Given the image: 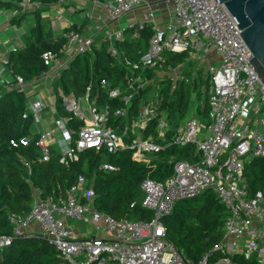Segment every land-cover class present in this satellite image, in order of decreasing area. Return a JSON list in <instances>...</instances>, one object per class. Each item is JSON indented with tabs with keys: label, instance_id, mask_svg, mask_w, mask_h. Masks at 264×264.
<instances>
[{
	"label": "built area",
	"instance_id": "built-area-1",
	"mask_svg": "<svg viewBox=\"0 0 264 264\" xmlns=\"http://www.w3.org/2000/svg\"><path fill=\"white\" fill-rule=\"evenodd\" d=\"M55 3L56 15L61 17L63 3ZM150 0H105L103 6L106 17L114 22L123 15L147 5ZM173 7L171 20L160 24L156 12L149 8L140 20L129 26L138 30L152 25L154 33L147 52L139 61L125 58L124 63L132 71H141L136 77L129 78L125 86L110 89L111 97H122L125 105L141 96L149 86L148 98L139 105V113L121 125H110V106L100 107L90 99V87L82 97H64L65 109L84 124L76 139L68 123V118L59 117L54 128L43 129L37 134L42 159L50 158L51 146L57 143L62 154V162L77 159L79 152L86 149L116 153L132 151L136 160H149V157L167 146H195L199 158L192 161L174 162V174L163 182L146 178L141 184L142 204L154 211L151 221L115 219L110 214L99 211L94 206L95 191L84 174L67 190L66 196L60 195L57 201L51 197L42 198L40 191L35 194L33 208L28 214L10 213L9 222L13 234H0V249L13 242L14 236L28 234L35 224L39 234L47 237L50 244L60 253L56 264H192L166 237L164 217L171 213L174 204L184 198L193 197L205 190H212L230 211L225 221V233L215 249L225 255L243 254L246 259L256 258L264 264V195L259 192L249 195L244 175L245 164L253 157H264V83L251 66L253 54L241 36L237 19L219 0H163ZM39 3L28 0L22 2V9ZM24 11V10H23ZM85 19H93L91 12H84ZM126 27L109 29L104 35L110 41L113 55H120L116 41L124 38ZM136 35V33H135ZM67 46L75 52L84 53L92 48L95 36H86L77 30L64 35ZM60 54L46 51L42 58L47 71L53 72L54 79L60 78L69 65L63 63ZM167 51H189V60H195L197 71L201 64L210 75V97L207 119L190 115L176 128L171 139L168 138L170 123L161 111L159 85L156 78L145 76L147 70H156V76L164 75L173 79L174 85L183 78V66L166 71ZM202 53L197 59V54ZM215 54L211 63L206 54ZM6 75L4 83L13 86L6 67L0 72ZM16 87L26 89V81L15 77ZM186 81H189L187 78ZM102 84L109 86L106 79ZM130 93L128 94V91ZM127 91V92H126ZM28 109L34 122L42 121L44 101L40 95L33 100L29 97ZM86 101L89 115L85 113L82 101ZM119 107L115 115L127 118V108ZM160 115L159 117H157ZM157 118V134L145 135L147 129ZM124 133V134H122ZM125 135L131 136L130 141ZM33 136L12 140L13 146L19 143L28 145ZM101 168L114 170L110 163ZM65 219L83 222L91 226L90 237H72L75 231ZM101 232L94 234V232ZM210 253L204 255L199 264H207ZM217 264H233L225 257Z\"/></svg>",
	"mask_w": 264,
	"mask_h": 264
},
{
	"label": "trees",
	"instance_id": "trees-1",
	"mask_svg": "<svg viewBox=\"0 0 264 264\" xmlns=\"http://www.w3.org/2000/svg\"><path fill=\"white\" fill-rule=\"evenodd\" d=\"M25 0H0V8L20 9ZM39 3L42 7L33 11L34 25L26 35L25 47L13 51L5 64L13 86L5 92L0 91V234L12 235L13 225L8 220L10 213L28 214L34 203L35 194L40 191L42 198L58 200L65 197L67 190L73 186L80 174H84L95 191L94 206L101 212L110 214L115 219L151 221L154 211L142 204L141 184L146 178L163 182L174 174V162L177 160L192 161L199 158L194 145L178 147L167 146L154 153L149 160H136L133 152L119 151L109 153L86 149L79 152L78 158L62 162V154L57 143L51 146L50 158L45 161L36 140L37 133L31 132L34 123L30 114L24 118L28 109L29 97L25 90L16 87V76L30 82L47 71L42 55L46 51L60 54L67 44L64 35L75 26L65 28L59 37H52L48 22L42 11L59 0H28ZM105 1V0H104ZM25 14L15 16L13 21L20 24ZM85 24L82 26V28ZM80 28V29H82ZM136 33V35H135ZM154 33L152 25L138 30L136 26H126L124 38L116 41L115 46L120 55H113L110 41L103 34L98 36L89 51L78 53L63 70L60 78L53 84L56 97L57 113L68 118L74 139L84 122L73 117L64 106V97H82L90 87V99L100 107L110 106V125H121L139 113V105L148 98L149 86L141 96H137L129 105H125L122 97H111L110 89L118 85L125 86L129 78L136 77L141 71H132L124 63L125 58L139 61L147 52L150 39ZM166 71L183 66V78L174 85L169 76H156V70H147L145 76L156 78L159 85L161 111H164L170 123L168 138L171 139L179 127L190 115H198L207 119L209 111L210 75L205 72L204 64L195 71V60H189L190 52L167 51ZM189 81H186V79ZM106 79L109 86L102 84ZM128 94L130 90H127ZM126 91V92H127ZM127 108V118L115 115L119 107ZM158 115L157 117H159ZM157 118L145 132L146 136L156 130ZM124 134V133H122ZM33 136L28 145L19 143L13 146L12 140L25 136ZM131 136L125 135L130 141ZM103 163L112 164L115 169L101 168ZM250 196L261 192L264 195V157H253L245 164L244 171ZM230 211L212 190H205L193 197L178 200L170 214L164 217L166 237L181 251L192 264L209 254L207 264H217L228 257L233 264H260L256 258L246 259L243 254L225 255L215 249L223 239L225 221ZM37 231V232H36ZM60 253L50 244L44 235L34 227L28 234L14 236L13 242L0 249V264H56L60 261Z\"/></svg>",
	"mask_w": 264,
	"mask_h": 264
},
{
	"label": "crops",
	"instance_id": "crops-1",
	"mask_svg": "<svg viewBox=\"0 0 264 264\" xmlns=\"http://www.w3.org/2000/svg\"><path fill=\"white\" fill-rule=\"evenodd\" d=\"M30 2V1H29ZM104 0H66L63 3V12L62 16L59 17L55 12V5H50L46 10L42 11V16L48 22L49 29L52 31V37H59L60 34L64 32L65 28H69L71 26H75L79 29L82 34L86 36H95V39L98 36L104 35V32L107 30L119 29L120 27H126L129 25H123L126 21H123L127 15H134L135 18L132 20H140L149 8L154 9L155 6L160 7L162 4L165 8H170L163 0H150L147 5H143L138 7L137 9L123 15L118 20L111 22L106 17V11L103 6ZM34 3V2H31ZM20 9H13L10 7L0 8V72L4 69L5 64L8 62L10 55L13 51L21 49L26 45V35L34 25V14L33 11L42 7H34L33 5H29L28 7L22 9V2L20 4ZM24 10V11H23ZM156 12V20L160 24H165L159 18L164 12V15H168L171 17V10H162V12ZM84 12H91L93 14V19L88 20L85 19L83 14ZM25 14L24 19L20 24H16L13 19L15 16ZM131 20V21H132ZM171 20V19H170ZM123 21V22H122ZM130 23V22H128ZM85 26L82 28V26ZM82 28V29H80ZM73 30V29H72ZM75 30V29H74ZM105 36V35H104ZM106 37V36H105ZM65 53L62 54L61 59L66 66L71 62V60L76 56L75 48L72 46L65 45ZM213 58L217 59L215 54L212 55ZM46 72V71H45ZM51 71H48L45 74H42L30 82H26V89H24L30 97L31 100L40 95L44 101V109L42 114V121L46 120L48 123L47 128H54V122L60 116L55 107L56 97L54 94L53 84L56 79L53 78ZM6 75H2L0 73V91L5 92L8 86L4 83V78ZM30 101V100H29ZM86 102V101H85ZM41 130V131H42ZM38 133V132H37ZM55 200L54 198H52ZM57 201V200H55ZM70 220L65 219V222L70 227ZM31 227L29 230L32 231ZM37 230V227H34ZM71 228V227H70ZM73 229V228H71ZM78 229H82L78 227ZM75 233L77 232V228L73 229ZM37 232V231H36ZM90 233V229H89ZM101 233V232H99ZM91 234V233H90ZM96 234L95 232L93 235ZM102 234V233H101ZM91 236V235H90ZM89 236V237H90Z\"/></svg>",
	"mask_w": 264,
	"mask_h": 264
},
{
	"label": "water",
	"instance_id": "water-1",
	"mask_svg": "<svg viewBox=\"0 0 264 264\" xmlns=\"http://www.w3.org/2000/svg\"><path fill=\"white\" fill-rule=\"evenodd\" d=\"M219 1L225 4L237 19L240 34L253 54L252 59L249 60L251 66L264 83V0ZM3 206L4 203H0V209Z\"/></svg>",
	"mask_w": 264,
	"mask_h": 264
},
{
	"label": "rangeland",
	"instance_id": "rangeland-1",
	"mask_svg": "<svg viewBox=\"0 0 264 264\" xmlns=\"http://www.w3.org/2000/svg\"><path fill=\"white\" fill-rule=\"evenodd\" d=\"M159 6V5H158ZM158 6H155V8L154 9H156L158 12H162V10H171V9H173V7H170L169 9L168 8H165L164 9V6L161 4L160 5V7H158ZM164 12H162V15H161V17L159 18L160 20H162L164 23H168V22H170V19H171V17L170 16H168V15H164L163 14ZM133 18H135L134 17V15H127L125 18H124V20L123 21H126V23H124L123 25H129V24H131V23H133L134 22V20H132ZM132 20V21H131ZM122 21V22H123ZM128 22H130V23H128ZM200 55H203L202 53H198L197 54V59H199V56ZM212 55H213V53L212 54H206V58L212 63L213 62V59H212ZM197 64L195 63V66H196ZM203 64H201L200 66H202ZM82 104H83V106H84V108H85V113L87 114V115H89V111H88V109L86 108V106H87V103L83 100L82 101ZM199 119L201 118V117H199L198 115H196ZM47 126H48V123H47V121L46 120H43V121H41V122H39V123H36V122H34L33 124H32V126H31V132L33 133V134H35V133H37V132H39V131H41L42 130V128H47ZM69 223H70V227L71 228H77V232L75 233V234H73L72 235V237H89L91 234L89 233V229L91 230V226L92 225H89V224H86V223H83V222H77V221H74V220H70L69 221ZM32 226L33 227H37L35 224H32ZM78 227H81L82 229H78ZM28 233H30V230L28 231ZM96 234L98 233V231H96L95 232ZM98 234H100V233H98Z\"/></svg>",
	"mask_w": 264,
	"mask_h": 264
}]
</instances>
